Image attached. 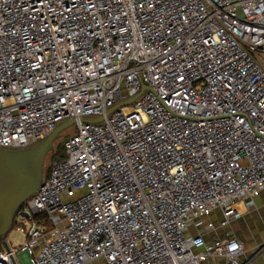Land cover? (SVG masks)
Masks as SVG:
<instances>
[{"label": "built area", "instance_id": "2783aa9c", "mask_svg": "<svg viewBox=\"0 0 264 264\" xmlns=\"http://www.w3.org/2000/svg\"><path fill=\"white\" fill-rule=\"evenodd\" d=\"M69 120L0 264H252L186 231L264 192V0H0V149Z\"/></svg>", "mask_w": 264, "mask_h": 264}, {"label": "water", "instance_id": "95a60500", "mask_svg": "<svg viewBox=\"0 0 264 264\" xmlns=\"http://www.w3.org/2000/svg\"><path fill=\"white\" fill-rule=\"evenodd\" d=\"M137 96L110 109L108 114L117 107L132 103ZM83 121L97 123L102 118ZM73 124V120L59 123L47 139L30 148L0 149V239L7 234L21 205L38 190L44 176L45 159L54 142L60 138L62 130ZM2 245L5 250L8 249L6 241Z\"/></svg>", "mask_w": 264, "mask_h": 264}, {"label": "crops", "instance_id": "0c3cea01", "mask_svg": "<svg viewBox=\"0 0 264 264\" xmlns=\"http://www.w3.org/2000/svg\"><path fill=\"white\" fill-rule=\"evenodd\" d=\"M241 213L238 219L222 226L224 221L222 213L214 211L208 217L202 218L201 226H189L186 235L195 236L202 233L208 241L213 234L223 238L226 233H231L243 245L244 254L241 256V260L251 258L252 264H264V192L253 199L251 206L241 208ZM208 223H212L215 228L210 233L204 229ZM202 264H227V262L223 258L216 257L210 258Z\"/></svg>", "mask_w": 264, "mask_h": 264}, {"label": "rangeland", "instance_id": "374dc122", "mask_svg": "<svg viewBox=\"0 0 264 264\" xmlns=\"http://www.w3.org/2000/svg\"><path fill=\"white\" fill-rule=\"evenodd\" d=\"M76 133V125L73 124L70 127L61 131L60 138L54 142L53 149L46 156L44 163V177H47L52 169L55 162L50 160L51 154H56L58 161L66 157L64 150L65 141ZM29 227V221L27 219L16 216L10 230L3 236V240L7 242L9 246L19 247L23 244L26 234L21 229L27 230Z\"/></svg>", "mask_w": 264, "mask_h": 264}, {"label": "trees", "instance_id": "16d2710c", "mask_svg": "<svg viewBox=\"0 0 264 264\" xmlns=\"http://www.w3.org/2000/svg\"><path fill=\"white\" fill-rule=\"evenodd\" d=\"M50 160L52 161V162H57L58 161V158H56V154H51L50 155ZM62 160V159H61ZM60 161V160H59ZM22 207H23V205H21V207L18 209V211L15 213V216H14V219H15V217L16 216H18V213L20 212V210L22 209ZM14 219H13V221H14ZM12 224H13V222H12ZM12 226V225H11ZM10 230V229H9ZM8 230V231H9ZM3 241H5V240H3V237L0 239V250H2L3 249V245H2V242Z\"/></svg>", "mask_w": 264, "mask_h": 264}]
</instances>
